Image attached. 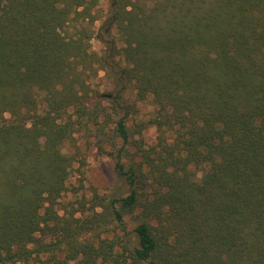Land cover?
I'll list each match as a JSON object with an SVG mask.
<instances>
[{"label":"trees","instance_id":"trees-1","mask_svg":"<svg viewBox=\"0 0 264 264\" xmlns=\"http://www.w3.org/2000/svg\"><path fill=\"white\" fill-rule=\"evenodd\" d=\"M99 4L0 0V264H264V0Z\"/></svg>","mask_w":264,"mask_h":264},{"label":"rangeland","instance_id":"rangeland-1","mask_svg":"<svg viewBox=\"0 0 264 264\" xmlns=\"http://www.w3.org/2000/svg\"><path fill=\"white\" fill-rule=\"evenodd\" d=\"M111 11V0H100L98 7L99 15L102 19L109 15ZM101 25V21L97 22V26ZM102 43L95 39L93 48L99 51ZM101 80L98 82L100 86V96L105 97V94H111L112 86L104 78V72H100ZM112 97V96H111ZM138 111L136 119H148L153 111L154 105L150 100L139 101L137 104ZM154 130L152 129V138H155ZM82 143V142H81ZM84 144V141L83 143ZM86 156L83 161V188L80 190V196H86L90 199L93 194H111L127 191L128 186L121 180L115 169V160L108 155L99 153L95 148L86 149ZM201 175V174H200ZM78 183V181L76 182Z\"/></svg>","mask_w":264,"mask_h":264},{"label":"water","instance_id":"water-1","mask_svg":"<svg viewBox=\"0 0 264 264\" xmlns=\"http://www.w3.org/2000/svg\"><path fill=\"white\" fill-rule=\"evenodd\" d=\"M104 96H108V97H111L112 95H111V94H105Z\"/></svg>","mask_w":264,"mask_h":264}]
</instances>
